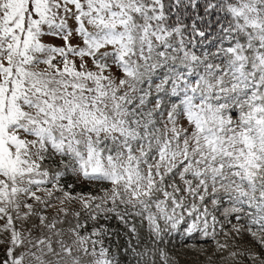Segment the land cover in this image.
I'll list each match as a JSON object with an SVG mask.
<instances>
[{
	"label": "snow or ice",
	"instance_id": "6c2138e0",
	"mask_svg": "<svg viewBox=\"0 0 264 264\" xmlns=\"http://www.w3.org/2000/svg\"><path fill=\"white\" fill-rule=\"evenodd\" d=\"M174 234L264 264V0H0V264H180Z\"/></svg>",
	"mask_w": 264,
	"mask_h": 264
},
{
	"label": "rangeland",
	"instance_id": "374dc122",
	"mask_svg": "<svg viewBox=\"0 0 264 264\" xmlns=\"http://www.w3.org/2000/svg\"><path fill=\"white\" fill-rule=\"evenodd\" d=\"M65 184H75V187L71 189V191L75 192H95L98 190V185L90 184L86 181H76L71 176L67 177L64 181ZM218 218L224 223L225 228L229 229L231 225L227 223L223 216L217 213ZM137 224V227L140 228V224L138 220L133 221ZM101 224H106L110 231L117 233V235H113L111 241H106L111 243L113 248L116 249L118 247H123L129 238V233L127 228L121 224L115 217H112L109 220H104L101 218L99 221ZM232 223H236V220L232 218ZM147 228L144 227L142 230V235L146 238ZM217 239L224 241V237L221 234L217 237ZM169 243L167 244V249L170 253L176 255L180 260V264H233L231 261H221L219 259V254L213 255L215 252V242L211 239H201L199 236L193 238L192 240L186 241V238L180 234H174L172 237L168 238ZM185 242L193 243L198 246V249L204 250L206 249L205 254H199V251H193L191 249L184 248ZM233 241L229 240V243ZM236 243L244 246L252 243L251 238L247 235L244 236L243 240H237ZM235 250V249H232ZM212 255V261L209 262L207 260V256ZM227 255V253H224ZM131 258L129 256L121 255V264H128V261Z\"/></svg>",
	"mask_w": 264,
	"mask_h": 264
}]
</instances>
